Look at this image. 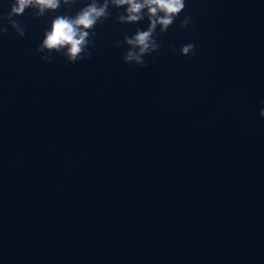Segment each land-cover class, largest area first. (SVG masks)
<instances>
[{
    "label": "water",
    "instance_id": "1",
    "mask_svg": "<svg viewBox=\"0 0 264 264\" xmlns=\"http://www.w3.org/2000/svg\"><path fill=\"white\" fill-rule=\"evenodd\" d=\"M88 2L0 36V264H264V0H185L145 68L111 7L89 59H42Z\"/></svg>",
    "mask_w": 264,
    "mask_h": 264
},
{
    "label": "clouds",
    "instance_id": "2",
    "mask_svg": "<svg viewBox=\"0 0 264 264\" xmlns=\"http://www.w3.org/2000/svg\"><path fill=\"white\" fill-rule=\"evenodd\" d=\"M76 3L77 0H12L10 11L7 15L0 16V36L6 35L10 27L23 38L25 29L15 18L21 17L26 10L33 11L35 18L39 19L45 14L57 12L61 6L70 10ZM185 6V0H89L87 6L81 8L74 16H55L36 51L44 60H50L53 54H62L69 64L89 59L88 49L93 46L94 29L98 23L110 18L111 7L116 10L123 9L117 17L120 24L135 25L147 20L146 30L138 28L131 37L125 35L123 41L128 46L124 63L145 68L147 64L144 58L158 53L161 47L157 42V29L161 35L165 34ZM191 19V16L186 15L180 27H188ZM115 46L119 48L120 41H117ZM180 54L184 57H194L195 45H183ZM260 116L264 117V108L261 109Z\"/></svg>",
    "mask_w": 264,
    "mask_h": 264
}]
</instances>
